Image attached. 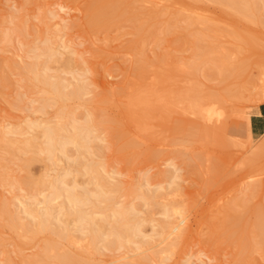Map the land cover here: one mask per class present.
Masks as SVG:
<instances>
[{
	"label": "rangeland",
	"instance_id": "rangeland-1",
	"mask_svg": "<svg viewBox=\"0 0 264 264\" xmlns=\"http://www.w3.org/2000/svg\"><path fill=\"white\" fill-rule=\"evenodd\" d=\"M94 2L0 0V131L13 128L17 135L23 134V140L35 136L43 148L42 129L62 125L64 116L73 112L78 124L93 118L88 124L94 134H90L91 155L76 152V147L69 145L66 159L61 154L48 158L40 148L26 152L28 155L18 149L14 153L20 145L9 149L0 138V208L7 213L0 215V264H30L32 260L34 264H45L46 259L58 260L56 256L65 253L76 260L72 264H264V244L253 236L258 225L264 223V146L260 145V137L247 135L242 114L252 116L264 104L259 101L264 96V0L255 2L257 12L248 18L220 1L181 0L182 4H173L172 0H122L129 19L95 31L89 23V9ZM180 7L183 14H193L199 21L190 25L180 20ZM137 19L144 21L141 28ZM207 26L211 28L209 36L204 35ZM238 33L244 41L236 39ZM50 46L62 59L57 65H46V57H37ZM199 46L208 49L206 53L201 54ZM210 48L218 55L229 56L228 66H240L234 70L237 73H228L225 79L217 73L208 76L216 68L212 59L216 54ZM161 55L163 59L159 60ZM76 57L80 64L73 59ZM71 58L69 67L65 62ZM31 64H39V73L48 68L46 76L62 82L65 92L81 87L82 94L52 104L48 100L52 96L50 87L35 81L33 74L25 70ZM133 90L138 96L141 91L138 98L149 100L146 108L138 107L140 115L138 109H128ZM192 102L198 104L197 109L190 107ZM135 116H139L136 123L131 119ZM104 118L111 121V127L102 122ZM37 124L40 128H33ZM70 127L68 124L67 133H72ZM14 135L10 137L21 139ZM32 154L38 159L25 170L23 158ZM76 157L79 164L72 165ZM88 161L99 164V171L108 180L102 186L113 196L115 207L133 206L135 211L129 218L139 222L141 236L130 234L134 238L129 236V243H113L106 250L100 247L104 241L99 240L96 245L101 251H95L88 237L79 232L68 241L47 231L32 236L19 225H9L11 213L20 222H27L26 201L34 210L44 212L46 200L52 199V179L60 177L70 183L67 187L77 183L95 189L94 175L82 167ZM27 178L34 179L32 186L25 183ZM130 189L135 192L130 193ZM64 201L59 198L51 202L52 220L60 218L76 231L78 225L73 216L67 215ZM105 205L85 208L99 220L105 215ZM164 209L181 211L183 236L170 249L169 240L152 243V247L158 245L153 247L155 251L151 244L141 247L146 242L143 236L160 231L165 223L175 226L181 221L178 216L166 218ZM110 213L106 211L107 223L99 220L98 226L104 225L101 233L111 228ZM82 226L88 228L87 221ZM244 236H253V243L240 242ZM107 239L110 242L115 237ZM162 248L167 249L161 253Z\"/></svg>",
	"mask_w": 264,
	"mask_h": 264
},
{
	"label": "bare ground",
	"instance_id": "bare-ground-1",
	"mask_svg": "<svg viewBox=\"0 0 264 264\" xmlns=\"http://www.w3.org/2000/svg\"><path fill=\"white\" fill-rule=\"evenodd\" d=\"M173 1V4L174 3H181L180 1L181 0H172ZM213 1H220L221 2V4H222V2L225 4V5H228L229 7L231 6L233 9H235L236 11H238L239 13H241L242 14V16H246L247 18L249 17V15H254L255 13V11H256V7L255 6H257V5H255V2L256 1H259V0H213ZM183 3V2H182ZM181 3V4H182ZM263 3V2H262ZM181 4H179V5H181ZM256 4H257V2H256ZM259 5H260V3H259ZM181 6H183V5H181ZM227 6V7H228ZM88 7V6H87ZM126 7V6H125ZM59 8H61V7H59ZM264 8V7H263ZM182 9H183V7H180L178 10H177V17L178 18H180V20H182L183 22H187V23H189L190 25H193V24H195V23H197L199 20L193 15H187V14H183V12H182ZM232 9V10H233ZM128 10V9H127ZM126 10V8H124V6H123V2H122V0H95V2L93 3V5L90 7V9H89V12H90V16H91V18H90V24H91V28L95 31V30H98L99 28H102V27H108V26H110V25H112L113 23H115L116 21H118V20H120V19H125V18H128V16H127V11ZM190 11V10H189ZM235 11V12H236ZM257 12V11H256ZM258 12H259V9H258ZM263 12V11H262ZM57 14V13H56ZM240 15V14H239ZM242 16H241V18H242ZM262 16H263V14H262ZM23 18V17H22ZM134 17H131V19H133ZM253 18V17H252ZM255 18V17H254ZM129 19V18H128ZM22 20V19H21ZM23 22V21H22ZM143 20L142 19H137V24H138V27L139 28H141L142 26H143ZM19 27V26H18ZM22 27V26H21ZM209 31H211V28H210V26H207L206 27V31L204 32V35L205 36H209V34H208V32ZM17 34V33H16ZM239 34V33H238ZM234 35V36H236V39L237 38H242L243 39V41H244V39L245 38H243V36L242 35ZM10 35V34H9ZM20 35H21V32H20ZM242 36V37H241ZM9 37V36H8ZM12 38V37H11ZM180 40H181V38H180ZM247 40V39H246ZM245 40V41H246ZM49 46V45H48ZM39 49V48H38ZM40 49H42V48H40ZM22 50V49H21ZM27 50H28V48H27ZM55 50V49H54ZM199 50H200V53L202 54V52H204V53H206V51H204V50H208V49H206L205 47H202V46H199ZM33 51V50H32ZM41 51V50H40ZM43 51V53L42 54H39V55H37V57L39 58L40 56H44V57H46L47 58V61L49 62H47L46 63V65L47 64H50V63H53V64H55V65H57L56 63H59V61L60 60H62V59H60V57L58 56V54L56 53V52H54L53 50H51V46H50V48H45V49H43L42 50ZM210 51L213 53V54H216V55H214L213 56V62L215 63V67L216 68H214V70H210L209 71V74H208V76H212V77H214V74H222V76L224 77V79L227 77L228 78V76L227 75H229V74H231V73H233V71L235 70V69H237V68H239L240 66H234V67H230V66H228V60L229 59H227V57H229V56H227V57H224L225 55H221V53H220V55H218V53L216 52V50H213L212 48H210ZM209 51V52H210ZM218 51V50H217ZM33 53H34V51H33ZM33 53H31V54H33ZM35 53L37 54L38 52H36L35 51ZM77 53V52H76ZM75 53V54H76ZM78 54V53H77ZM224 54V53H223ZM61 56V55H60ZM37 57H36V60H37ZM80 57V56H79ZM159 57V56H158ZM163 56L161 55V57H159V60H161L160 58H162ZM46 58H44V60L46 59ZM61 58H64V57H61ZM66 58V57H65ZM40 59V58H39ZM70 59V58H69ZM73 59H77L78 60V63L80 64L81 63V61H79V58H73ZM163 59V58H162ZM67 61L65 62L67 65H69L70 63H71V61H72V58H71V60H68V59H66ZM76 60V61H77ZM46 61V60H45ZM44 61V62H45ZM163 61V60H162ZM166 60H164V62H165ZM70 62V63H69ZM212 62V63H213ZM33 63H37V62H33ZM39 63V62H38ZM166 63V62H165ZM213 63V64H214ZM45 64V63H44ZM64 64V63H63ZM76 64V63H75ZM74 64V60H73V66L75 65ZM39 65V64H38ZM37 64H31V65H29V66H27L26 67V71H29L30 73H32L33 74V78L35 79V81H37L38 83L40 82V83H42V84H45V85H48L49 87H50V92L52 93V96H51V98L50 99H48V100H50V101H52L51 103L52 104H56V103H59L60 101L61 102H63V101H65V100H70V99H72V98H78L81 94H82V92H83V88H81V87H77V88H72L70 91H68V92H65V86L62 84V82H60V81H52V80H50V78L49 77H47L46 76V74H45V70H48V68H45L44 69V71L43 72H41V73H39V72H37L36 71V68H37V66H38ZM41 65H43V64H41ZM67 65H60L61 67H63V66H67ZM72 66V67H73ZM76 66V65H75ZM144 67H145V65H143ZM143 66H140L141 68H142V70H144L143 69ZM69 67H71L70 65H69ZM24 68V67H23ZM50 68V67H49ZM148 68V67H147ZM146 69V68H145ZM211 69V68H210ZM67 71V70H66ZM70 71V70H69ZM138 71V70H137ZM145 71V70H144ZM144 71H142L143 73H144ZM147 71V70H146ZM145 71V72H146ZM139 73V72H138ZM229 73V74H228ZM235 73H237V72H235L234 71V74ZM240 73V72H239ZM216 74V75H217ZM142 75V74H141ZM144 75V74H143ZM150 75V74H149ZM159 75H160V73H159ZM166 75V74H165ZM215 75V76H216ZM241 75V74H240ZM138 76V75H137ZM139 77H140V75H139ZM147 77V76H146ZM151 77V76H150ZM153 77V76H152ZM157 77H159V76H157ZM166 77V76H165ZM230 77V76H229ZM154 78V77H153ZM159 78H161V77H159ZM159 78H157V80L159 79ZM167 78V77H166ZM135 79V78H134ZM144 79V78H143ZM163 80H165L164 78H162ZM34 81V80H33ZM139 81V80H138ZM135 82V81H134ZM141 82H143V81H141ZM158 82V81H157ZM136 83V82H135ZM159 83H160V79H159ZM158 83V84H159ZM146 85V84H145ZM136 86V85H135ZM67 87V86H66ZM68 87H69V85H68ZM72 87H75V86H72ZM150 87V86H149ZM142 88V87H141ZM146 89H147V87H145ZM153 88V87H152ZM155 89V88H154ZM134 90H137V88L135 89L134 88ZM133 90V92L129 95V101H128V104H130V106H129V110L131 111V110H137L138 112H139V115H140V109L138 108V107H147V105H149L147 102L149 101L148 99V101H146L145 100V98H138L139 96H140V93H141V91H140V93H139V96L136 94V92ZM142 90V89H141ZM144 90V89H143ZM264 90V89H263ZM262 90V91H263ZM139 91V90H138ZM146 91H148V90H146ZM148 92H150V91H148ZM153 92V91H152ZM143 93V92H142ZM168 93V92H167ZM144 94H145V92H144ZM144 94H142V95H144ZM158 94H160V93H157V95ZM147 95H149V93L147 94ZM146 95V96H147ZM152 95V94H151ZM161 95V94H160ZM170 94H168L167 95V97L169 96ZM175 95H177V94H175ZM175 95H173V97L175 96ZM181 95H182V93H181ZM188 95V94H187ZM163 96V95H162ZM170 96H172V95H170ZM158 97V96H157ZM185 97V96H184ZM18 98H20L19 96H18ZM148 98V97H147ZM152 98V97H151ZM150 98V99H151ZM154 98V97H153ZM163 98H166L165 96H163ZM175 98H177V97H175ZM178 98H180V97H178ZM189 98V97H188ZM21 99V98H20ZM20 99H18V100H20ZM171 99V97H169L168 98V100H170ZM182 99H184V98H182ZM181 99V100H182ZM185 99H187V97L185 98ZM194 99V98H193ZM144 100H145V102L147 103V104H145V102H144ZM172 100V99H171ZM170 100V101H171ZM178 100V99H177ZM159 101V100H158ZM158 101H157V103H158ZM163 101V100H162ZM166 101L167 100H165V105L167 104L166 103ZM173 101V100H172ZM194 101V100H193ZM198 100L196 99V101L195 102H197ZM260 102H264V96L262 97L261 96V98H260V100H259ZM17 103H18V101H16ZM20 102V101H19ZM154 102H155V100H154ZM164 102V101H163ZM168 102V101H167ZM177 101L175 100V103H176ZM139 103V104H138ZM141 103V104H140ZM143 103V104H142ZM156 103V102H155ZM160 103H162V102H160ZM160 103H158V104H160ZM171 103V102H170ZM181 103V102H180ZM198 103V102H197ZM185 104V103H184ZM184 104H183V106H184ZM188 104V103H187ZM164 104H162V106H163ZM169 105V104H168ZM200 105V104H199ZM45 106V105H44ZM171 106V105H170ZM169 106V107H170ZM200 106H202V105H200ZM145 107V108H146ZM149 107V106H148ZM155 107V106H154ZM190 107H192V108H194V109H197V107H198V104H193V102H192V105H190ZM43 108V107H42ZM159 108V107H158ZM164 108H165V106H164ZM41 109V108H40ZM162 109V108H161ZM160 109V110H161ZM42 110V109H41ZM142 110V109H141ZM144 110V109H143ZM149 110H150V108H149ZM165 110V109H164ZM202 110V109H201ZM213 110V109H212ZM211 110V111H212ZM63 111V110H62ZM151 111V110H150ZM150 111H148V112H150ZM205 110H203V111H201V112H204ZM142 112V111H141ZM198 112V111H197ZM208 113H209V111H207ZM64 113H66V112H64ZM143 113H146V111L144 110L143 111ZM143 113H141L142 114V116H144L143 115ZM194 113H196V112H194ZM207 113V114H208ZM213 113V112H212ZM215 113V112H214ZM72 114V115H71ZM89 114V113H88ZM200 114V113H199ZM205 114H206V112H205ZM242 114L244 115V118H243V115H242V118L243 119H245V132L247 133V135L249 136V137H251L252 136V133H251V129H250V114H248L247 112H242ZM67 115V116H66ZM64 117H65V119H63V120H65V122H63L62 123V125H60V126H58L57 125V127H52V126H50V125H46L45 127H44V129H42V130H44V132H43V135H44V139H45V143L43 144V145H45L43 148H41V146L39 145V143L37 142V138L35 137H31L30 139H26V140H23L20 136L21 135H23V134H19V135H17L18 133H17V131H12V129H11V131H8V132H5V131H0V138L4 141H6V145H7V147H9V149L11 148V147H13L14 145H16V144H18V145H20V147H18V146H16V149H14L13 150V152L14 153H17L16 151H17V149H18V151H20V152H22V153H26V152H30V151H34V150H38V148H40V153H41V151L42 152H45L48 156V158H53V157H55V156H57V155H59V154H61V156L63 157V158H69V156L67 155V152H66V149H67V146H69V145H72V146H74V147H76V152H79V153H83V151H85L86 153H89L90 154V151H91V149L93 148V146L92 147H90L89 145H90V143H92L91 141H92V138L90 137V134H91V132H92V134H93V129L91 130V128H90V126H89V124L88 123H91L92 121H93V118H92V121L90 122V120H89V122L88 121H86V122H84V123H81V124H78V122H77V118L75 119L73 116V112L71 113V112H69L68 114H66ZM131 115V114H130ZM211 115V114H210ZM218 115V114H217ZM220 115V114H219ZM90 116V115H89ZM162 116V115H161ZM208 116H209V114H208ZM63 117V118H64ZM67 117V118H66ZM88 117V116H87ZM100 117V116H99ZM147 117H148V113H147ZM205 117H207V116H205ZM136 118H139V116L137 117V116H135V117H131V119L134 121V123H136V121H135V119ZM150 119V118H149ZM139 121V120H138ZM102 122L104 123V124H107V126L109 125L110 127H111V125L109 124V122L111 123V121L110 120H108V118L107 119H103L102 120ZM140 123V122H139ZM144 123V122H143ZM143 123H141V125L143 124ZM68 124H71V126H72V128L70 127L69 129H71L70 130V132L72 131V133H67L68 131ZM102 124V123H101ZM139 125V124H138ZM40 125H34V127L33 128H40L39 127ZM56 126V125H55ZM108 126V127H109ZM32 127V126H31ZM5 128H6V126H5ZM10 128V127H9ZM7 130V129H6ZM20 132V131H19ZM30 133V132H29ZM14 134H16L18 137H20L21 139H19V138H12V137H10L11 135L13 136ZM91 134V136H94V134L92 135ZM120 134V133H119ZM121 135V134H120ZM15 136V135H14ZM27 136V135H26ZM28 137V136H27ZM26 137V138H27ZM30 137V136H29ZM38 137H39V135H38ZM95 137H96V135H95ZM23 138H25V137H23ZM121 138V137H120ZM260 145L261 146H264V134L262 135V136H260ZM96 140H97V138H96ZM100 140V139H99ZM44 142V141H43ZM126 143V142H125ZM41 144V143H40ZM124 144V143H123ZM3 145H5V144H3ZM94 145V144H93ZM131 145V144H130ZM134 145V144H133ZM40 146V147H39ZM122 146V145H121ZM15 147V146H14ZM96 147V146H95ZM94 147V148H95ZM97 148V147H96ZM12 149V148H11ZM99 149H100V147H99ZM36 150V151H37ZM69 150V149H68ZM2 151V150H1ZM36 151H35V153H36ZM101 151V150H100ZM99 151V152H100ZM8 152V151H7ZM11 152V151H10ZM20 152H18L19 153V156H20ZM70 152V151H69ZM68 152V153H69ZM21 153V154H22ZM31 153V152H30ZM34 153V152H33ZM81 153V154H82ZM1 154V153H0ZM9 154V153H8ZM27 154V153H26ZM39 154V153H38ZM28 155V154H27ZM91 155V154H90ZM92 155L94 156V154L92 153ZM25 156V155H24ZM15 157V156H14ZM1 158V157H0ZM65 158V159H66ZM77 159H74L73 161H72V165L73 164H79V162H78V157H76ZM4 159V158H3ZM19 159V158H18ZM38 158H37V156L36 155H34V154H32L31 156L29 155V157H26V159H24L23 158V162H22V164H23V168L25 169V168H27V167H29V165L31 164V163H33L34 161H36ZM52 160V159H51ZM21 161V160H20ZM71 165V166H72ZM9 167V166H8ZM83 169L86 171V173H88V174H91L92 176H93V179H95L96 181L94 182V184H95V189L93 188H91V189H89L87 186H81V185H78L77 183H74L72 186H68L67 187V184H70V183H65V182H63L62 181V179H60V177L59 178H55L54 180L52 179V183H51V187H52V189H53V191L51 192V194H50V197H52V199H49V197H48V200H46V202H45V210H44V212H42V211H40V210H34L35 208L32 206L31 207V204H29V205H27V201H26V213L23 211V214L25 213V215H27L29 218H30V220H28L27 219V222H25V223H23L22 221L20 222V220H19V218H17L16 217V214L15 213H11V223L12 224H9V225H11V226H13V227H15V226H17V225H19L20 227H21V229L22 230H25L24 232H26V233H30V235H32V236H35V235H37V234H39V233H41V232H45V231H47V232H50V234H53V236L54 235H56V236H58V237H60L59 239H66V240H68V241H72L73 240V234H74V232H79V233H81L82 235H86L87 237H88V239H89V241H90V244L92 245V247L94 248V246H95V251H101V250H99V248L97 247V242L99 241V240H101V241H104L103 243H104V245H101L100 247H103V246H105V248H104V250H106V247H111V245L113 244V243H121V242H126V243H129L130 242V240L128 239L129 238V236L131 237L132 236V238H134L133 236L135 235L136 237L137 236H141L140 234L142 233V231H141V229H140V227L137 225V224H139V222L138 223H133L132 221H131V218H129V216H131V214L132 213H134V211H135V209L133 208V206L131 207L130 205H127V206H129V207H126V206H120V207H115V205L113 204V196H109L108 194H107V192L106 191H104V186H102V185H106L107 184V181L105 180V177L102 175V173L99 171V164H97V163H95V162H92V161H88V162H86L83 166ZM26 170V169H25ZM100 170H102V168L100 169ZM8 172V171H7ZM106 172V171H105ZM1 173V172H0ZM41 178L42 177H40V181H41ZM3 179V178H2ZM6 179V178H5ZM22 179H23V177H22ZM21 179V180H22ZM25 179V178H24ZM45 179H47V178H45ZM93 179H91V180H93ZM12 180H13V178H12ZM19 180V179H18ZM32 180V178L29 180L28 178H27V180H26V182L25 183H28V185H31L32 186V183H33V180ZM39 180V179H38ZM44 180V179H43ZM11 181V180H10ZM49 180H47V182H48ZM103 181H106V184H102V182ZM1 182V181H0ZM4 182V181H3ZM23 182V181H22ZM37 182V181H36ZM35 181H34V183H36ZM44 182V184H46L45 183V181H42V183ZM67 182V181H66ZM91 182V181H90ZM110 182V181H109ZM4 183H6V182H4ZM24 183V184H25ZM39 183V184H38ZM38 183H36V184H38V185H40V183L41 182H38ZM93 183V182H92ZM148 184H149V182H147ZM8 184V183H7ZM50 184V183H49ZM48 184V185H49ZM93 184V185H94ZM116 184V183H115ZM114 184V185H115ZM15 185V184H14ZM90 185H92L91 183H90ZM109 185V184H108ZM111 185H113V184H111ZM119 185V184H118ZM172 185H173V183H172ZM43 186V185H42ZM47 186V185H46ZM50 186V185H49ZM117 186V185H116ZM39 187V186H38ZM48 187V186H47ZM176 187V186H175ZM31 188V187H30ZM33 188V187H32ZM117 188H118V186H117ZM151 188V187H150ZM178 187H176V189H177ZM34 189H35V187H34ZM38 189V188H37ZM115 189H116V187H115ZM131 191H130V193H132V190L133 189H130ZM151 190V189H150ZM174 190V189H173ZM134 191V190H133ZM135 192V191H134ZM150 192H152V191H150ZM173 192H176V191H173ZM168 193V192H167ZM152 194V193H151ZM156 194V193H155ZM166 194V193H165ZM169 194H170V192H169ZM154 195V194H153ZM48 196V195H47ZM161 196V195H160ZM154 197H156V196H154ZM61 199V198H64V205H65V210H66V213H67V215H69V216H73V218H74V220L76 221V225H78L77 227H76V231H73V230H71L70 228H68L67 226H66V224H65V221L64 220H62V219H57V221H55V222H53V220H52V218H53V214H52V211H53V209H52V206L53 205H51V202H53V199L55 200V199ZM148 198V197H147ZM158 198V197H157ZM157 198H155L156 200H157ZM45 199H47V198H45ZM144 199H146V198H144ZM29 201H30V199H29ZM32 201V200H31ZM146 201V200H145ZM154 202H155V200H154ZM32 203V202H31ZM102 204V203H105L106 205L104 206V210H103V212H105V215L101 218V219H99V220H101L102 221V223H107L106 221H107V217H108V214L106 215V211H108L109 210V212H111L110 213V216L111 217H113V222H112V224H110L111 225V228H110V230L108 231V233H101V229L103 228V226L104 225H102V226H98V224H99V220H98V218H96V216H94V213H88V211L86 210V208L85 207H91L92 209H98L99 207L97 206L98 204ZM147 203V202H146ZM151 203V202H150ZM2 204H4V203H2ZM125 204V203H124ZM123 204V205H124ZM63 205V206H64ZM153 205V204H152ZM34 208V209H33ZM167 208V207H166ZM169 209V208H168ZM179 209V208H178ZM165 210H167V209H164V213H165V217L166 218H171L172 216L173 217H175V216H178V218L179 217H181L182 218V213H181V211H178L177 209H175V210H172V213L170 212V211H167V212H165ZM179 210H181V209H179ZM6 210H2L1 208H0V215H5V214H7L6 212H5ZM7 211H9V210H7ZM13 212H15V211H13ZM10 214V213H9ZM170 216V217H167V216ZM4 217V216H3ZM232 217V216H231ZM1 219V218H0ZM171 220V219H170ZM234 220V219H233ZM232 220V221H233ZM85 221H87V225H88V228H86V229H84L83 228V226H82V223L83 222H85ZM180 221V220H179ZM1 222V221H0ZM2 222H4V221H2ZM166 222H168V221H166ZM184 222V219L182 218L181 219V221L179 222V223H177V225H175V226H172L173 224L171 223V222H169V223H165L163 226H162V229L160 230V231H158V232H155V231H152L153 233H152V235H150V236H143L142 237V240H146V242H145V244H142V246L141 247H143V246H147L148 244H151V247H152V243H156V242H158L159 244L161 243L162 244V242H166L167 240H169V243L167 244L168 245V247L167 248H169L170 246L171 247H173L172 245L174 244L175 245V243L180 239V237H182L183 235L182 234H184V232L185 231H183V229H182V223ZM101 223V222H100ZM175 223V222H174ZM233 223V222H232ZM263 223V222H262ZM178 224H181V227L178 225ZM234 224V223H233ZM259 224V223H258ZM264 224V223H263ZM263 224H260V225H258V228H256L255 229V232H254V230H253V232H254V234H253V236L254 237H257V238H261L262 240H261V243H262V246H263V244H264V226H263ZM8 225V224H7ZM223 225V224H222ZM228 226V225H227ZM232 226V225H231ZM230 226V227H231ZM223 227V226H222ZM226 228V227H225ZM18 229V228H17ZM230 230V229H229ZM228 230V231H229ZM223 231V230H222ZM230 233V232H229ZM229 233L227 234V235H229ZM130 234H134V235H130ZM243 235H245V234H243ZM251 235H252V233H251ZM110 237V236H114L115 237V240L113 241H110V242H107L108 241V239L106 240V237ZM245 236H247V235H245ZM244 236V238H239L240 239V242H245V244L246 243H253L252 241H250V240H252L253 239V236H252V239H250L249 237H245ZM248 236H250V234L248 233ZM220 237V236H219ZM228 237H230V235L228 236ZM139 238V237H138ZM226 238V237H225ZM111 239V238H110ZM131 239V238H130ZM256 239V238H255ZM226 240H227V238H226ZM228 240H230V239H228ZM100 241V242H101ZM116 241V242H115ZM231 241V240H230ZM239 242V243H240ZM256 242V244L258 243V241H255ZM255 242H254V244H255ZM142 243V242H141ZM157 244V243H156ZM242 244H244V243H242ZM254 244H252V245H254ZM50 244H48L47 246H46V249H47V247L49 246ZM126 245V244H125ZM128 245V244H127ZM166 245V244H165ZM250 245V244H249ZM154 246H156L155 244L153 245V247ZM158 246V245H157ZM156 246V247H157ZM245 246V245H244ZM248 246V245H247ZM251 246V245H250ZM262 246H261V248H262ZM114 247H117V246H114ZM119 247V246H118ZM118 247H117V249H118ZM129 247V246H128ZM153 247H152V249H153ZM156 247H154V249L156 248ZM161 247V246H160ZM170 247V248H171ZM249 247V246H248ZM113 248V247H112ZM127 248V247H126ZM125 248V249H126ZM139 248V247H138ZM166 248V249H167ZM169 248V249H170ZM49 249H50V247H49ZM116 249V250H117ZM119 249H120V247H119ZM128 249V248H127ZM132 249V248H131ZM151 248L149 249V250H152ZM153 249V250H154ZM158 249V248H157ZM163 249H165V248H162V250H161V253H162V251H163ZM166 249L164 250V251H166ZM264 249V248H263ZM108 250H110V248H108ZM152 250V251H153ZM47 251V250H46ZM129 251H130V249H129ZM152 251H151V254H150V256L152 255H154L155 253H153L152 254ZM155 251V250H154ZM153 251V252H154ZM157 251V250H156ZM42 253H43V251H42ZM102 253V252H101ZM159 252H157V254H158ZM163 253H165V252H163ZM160 254V253H159ZM47 255V254H46ZM162 255V254H161ZM43 256H45V253H44V255ZM158 256V255H157ZM160 256V255H159ZM36 257V256H35ZM46 258H47V256H46ZM56 258L58 259V260H48L47 261V259H46V262H44L43 260V258H41V260L45 263V264H72V263H75L76 262V260H72V256H70V254H68V253H65V254H62V255H59V256H56ZM29 261V260H28ZM36 261V260H35ZM35 262L32 260V262H30V264H34Z\"/></svg>",
	"mask_w": 264,
	"mask_h": 264
},
{
	"label": "crops",
	"instance_id": "crops-1",
	"mask_svg": "<svg viewBox=\"0 0 264 264\" xmlns=\"http://www.w3.org/2000/svg\"><path fill=\"white\" fill-rule=\"evenodd\" d=\"M250 129L253 137L264 134V104L259 105L250 116Z\"/></svg>",
	"mask_w": 264,
	"mask_h": 264
}]
</instances>
